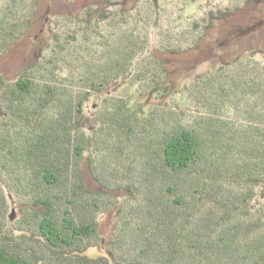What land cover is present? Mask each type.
Instances as JSON below:
<instances>
[{
    "label": "trees",
    "instance_id": "obj_1",
    "mask_svg": "<svg viewBox=\"0 0 264 264\" xmlns=\"http://www.w3.org/2000/svg\"><path fill=\"white\" fill-rule=\"evenodd\" d=\"M126 1L56 18L44 52L0 75V264H264V50L196 76L172 106L157 55L199 49L258 0L209 11L189 45ZM3 3L0 60L39 12Z\"/></svg>",
    "mask_w": 264,
    "mask_h": 264
},
{
    "label": "rangeland",
    "instance_id": "obj_2",
    "mask_svg": "<svg viewBox=\"0 0 264 264\" xmlns=\"http://www.w3.org/2000/svg\"><path fill=\"white\" fill-rule=\"evenodd\" d=\"M0 1L2 5L3 1L7 0ZM147 1L127 0L125 4L128 9H138L142 16H147L149 23L152 19L153 22L158 23L157 28H153L150 24L149 30L154 29L153 32L157 33L160 29L162 34H166L170 29H175L177 35L188 41L185 45H189L192 41L189 32L196 33L192 24L200 23L209 11L241 7L245 2V0H153L156 4L150 6ZM38 2L37 24L6 57L0 60V75L7 79L13 78L21 67L31 63L44 52V47L49 40V31L53 28V21L56 18L82 17L84 9L93 6L98 0H38ZM152 40L153 48L161 42L164 43L162 41L164 37L154 35ZM199 46V49L179 55L157 54L165 61L167 69L165 85L171 93L166 102L171 106L173 105L172 99L176 96L174 94L184 86H190L196 76L215 71L224 63L245 61L256 49L264 50V0H258L251 7L238 10L234 17L226 22L216 23ZM262 58L260 54L254 56L256 61H262ZM179 101V97L176 96L174 102L179 104L183 102V100ZM142 102L147 108L159 104V101L149 96L144 97ZM96 103L97 100L91 98L86 105L85 111L88 117L91 116ZM85 181L89 188L95 189L94 182L88 176L87 171H85ZM255 191L258 194L264 193V182L260 183ZM256 202L257 200H254L252 205L255 206ZM12 212L13 218L16 219V207L11 206L8 216ZM104 222L108 230L111 223L107 219ZM86 255L89 258L106 257L102 247L90 249Z\"/></svg>",
    "mask_w": 264,
    "mask_h": 264
},
{
    "label": "water",
    "instance_id": "obj_3",
    "mask_svg": "<svg viewBox=\"0 0 264 264\" xmlns=\"http://www.w3.org/2000/svg\"><path fill=\"white\" fill-rule=\"evenodd\" d=\"M13 218V212L11 213V219Z\"/></svg>",
    "mask_w": 264,
    "mask_h": 264
}]
</instances>
